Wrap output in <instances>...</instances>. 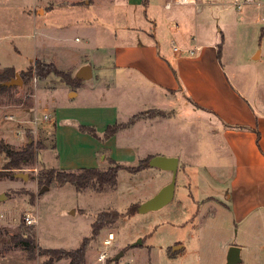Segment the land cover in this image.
I'll use <instances>...</instances> for the list:
<instances>
[{"label": "rangeland", "instance_id": "374dc122", "mask_svg": "<svg viewBox=\"0 0 264 264\" xmlns=\"http://www.w3.org/2000/svg\"><path fill=\"white\" fill-rule=\"evenodd\" d=\"M37 1L0 0V73L6 68H13L23 81L21 86L13 87L6 93L0 92V110L33 108L30 114L24 113L23 117L20 113L14 115V120L9 123L2 122L3 116L14 113H0V126L7 128L6 135L0 132V139L7 136L12 143H18L11 145L15 149H23L31 140L40 150L38 163L15 170L29 174L27 181L10 177L0 180V197L4 195L0 199V232L8 231L11 236H31L41 249L73 250L82 244L84 238L91 236L92 224L99 213L116 210L122 217L89 243L84 264H102L98 261L99 253L105 250L104 240L110 233L115 238L107 248L109 262L106 264H226L227 253L233 246L241 249L240 264H264V171L236 166L229 150L223 146L221 128L216 127L220 129V134L212 132V124L220 125L208 113H175L169 121L140 126L132 132L124 131L118 137L117 162L125 167L138 166L144 158L143 154L147 153L179 158L174 198L159 210L128 214L130 207L145 203L172 181V172L152 167L137 174L121 170L117 188L104 193L92 190L78 192L70 184L56 182L43 190L45 185L38 179L43 166L58 168L60 153L64 160L73 159L72 139L65 136L64 126L77 129L80 124L67 119L74 114V108L69 105L81 101V98L70 99L71 91L79 84L75 78L79 69L76 65L62 69L48 63L51 58L58 60L62 66L75 62L72 57L56 50V41L53 40L61 39L65 49L75 52L86 48L88 37L93 35L95 44L92 45L98 46L104 40L102 30H99L100 27L88 29V23L104 11L108 15L116 14L111 30L120 35L124 27L119 22L127 14L120 0H75L78 1L74 2L76 6L88 8L76 10L60 6L43 17L29 18V12L35 13L43 6L39 4L36 8ZM57 1L60 0H53L52 3ZM197 1L196 6H177L172 0L171 10H167L164 6L166 0H159L158 5L152 4L146 13L150 17L162 13L168 18L184 15L190 21L189 30L194 35L196 32L202 35L200 42H205L207 38L210 41L216 36L221 47L220 58H223L231 81L238 84L242 93L256 105L255 95L259 91L264 94V0H252L250 3L246 0ZM48 2L47 9H51L53 4L50 0ZM141 11L144 15L145 9L141 8ZM182 11L185 13L179 16ZM135 20L138 19L131 24L151 31L153 25L150 22ZM43 25L48 26V38H52L47 40L49 49L44 52L47 62L41 60L44 55L40 51ZM176 25L179 27L172 28L174 34L184 28L179 21ZM76 37L79 40L76 41ZM259 51L263 53L262 59L253 60ZM36 61L53 64L59 71L68 74L72 83L62 82L54 74L46 80H38L34 76L28 84L24 83L23 73ZM82 61L85 62L84 57ZM92 66L93 79L83 80L79 87L82 96L87 95L92 83L104 79L103 83L110 84L114 80L113 70ZM32 95L38 104L35 107ZM91 102L97 104L95 100ZM46 107L50 112L54 108L57 110L55 139L58 152L53 150L54 126L45 122L34 123L36 117L43 118ZM67 111L71 113H65ZM157 113L153 111L152 114ZM134 114L137 113H88V116L96 119L97 126L103 129L116 122H126ZM18 130L21 139L14 134ZM138 146L143 150L133 149ZM4 163L0 157V171ZM28 215L35 217L37 223L28 224ZM140 239L142 244L135 245ZM175 247L179 249L174 252ZM121 252L123 257L114 261ZM46 259L38 252L30 258L19 244L0 247V264H42ZM54 264H69V260Z\"/></svg>", "mask_w": 264, "mask_h": 264}, {"label": "crops", "instance_id": "0c3cea01", "mask_svg": "<svg viewBox=\"0 0 264 264\" xmlns=\"http://www.w3.org/2000/svg\"><path fill=\"white\" fill-rule=\"evenodd\" d=\"M48 1L38 0L35 7L37 8L39 4L43 6L37 8L35 13L29 12L28 17H43L49 11H53L60 6L71 7L76 10L88 8L76 6L74 2L78 1L75 0H66L65 2H61L60 0L56 4H53V0H50L53 7L47 9L49 7ZM158 1L120 0L127 14L119 22L124 27V29L120 27L122 29L120 35L118 32L111 30V23L115 21L116 14L108 15L104 11L86 26L88 29L100 27L99 30H102L101 35H103L104 40L98 46L92 45L95 44L93 42V35L88 37L86 44L88 46L86 48H79L75 52L65 49L61 39L53 40L56 41L55 49L72 57L75 62L73 65L62 66L58 60L56 62L51 58L48 63H54L62 69H70L76 65L79 70L83 66L89 65L92 68V78L84 81L93 79L92 65L99 69H111L114 74L113 82L105 84L103 83L104 79H102L96 83H92L87 95L84 96H82V92L79 90L83 81L76 79L79 84L71 91L70 99L75 100L81 98V101L78 104L72 102L69 105L70 108H74L72 109L74 114L70 118H67L69 121H78L80 123L78 126H92L99 133H103L109 125L103 129L99 128L97 126V120L91 119L88 113H117L118 115L119 113H137L132 115L128 121L116 122L115 124L128 123L134 116L147 113L148 111H162L166 114L165 117L141 119L135 122L129 129L119 131L115 136L105 142L98 140L90 134L80 132L78 126L77 129L74 126L70 127V125L64 126L65 136L72 139L70 145L74 149V155L73 159L64 160L61 157V153H57L58 160L56 167L63 170L104 168L106 167L105 163L107 158H111L117 162L116 151H119V149L116 141L124 131L132 132L140 126H152L156 122L169 121L175 113H208L220 125L216 126L212 124V132L217 135L222 131V137L225 142L223 146L229 150L230 156L236 166L248 170L255 169L257 171H264L263 92L259 91L255 95L257 104H252L251 100L242 93L238 84L231 81V78L226 72V67L222 62L223 58H220L218 55V47L220 46L218 38L214 36L210 41L207 38L206 40L203 39L205 42H200L202 35L198 32L194 35L189 30L191 29L190 21L185 19L183 17L184 15L182 17L180 16L181 13L185 12H180V17L178 18L175 15L168 18L162 13H159V15L152 14L151 17L148 16L146 12L152 4L156 3L158 5ZM173 1L177 6H183L178 4L176 0ZM168 4L172 5V0H166L164 3L165 9L171 10V7H167ZM197 4L198 1L195 0L194 3L184 4V6H196ZM141 8L145 9L144 15V11H141ZM40 11H43L41 15L38 14ZM134 19L150 22L153 25L150 29L151 31L142 28L141 25L136 24L135 26V24H131ZM138 20L135 21L138 22ZM177 21L184 28L182 32L174 34L172 28L179 27L176 25ZM194 24L196 25L197 23L194 22ZM43 26L41 28L40 51L44 55L41 60L46 61L44 52L49 49L47 40H52V38H48L50 36L48 26ZM159 29L160 31H158ZM169 30L171 32L167 37L166 34ZM75 40L77 41L79 38L76 37ZM174 46L180 47L182 52H174ZM191 50L195 51L193 56L189 54ZM262 54V51L257 52L253 56V60H261ZM83 57L85 58V62L82 61ZM107 58H110V61H106ZM89 61L92 62L90 63ZM230 67L235 69L233 66ZM34 95H32L33 107L38 105L37 101L34 100ZM110 99H113V101ZM91 100H95L97 104L92 103ZM93 108L95 109L93 110ZM32 109V107L26 109H7L0 110V113L11 112L14 113L13 115L20 113L23 117L24 113L25 115L30 114ZM49 112L48 107L44 108V116L48 115L49 119L44 121L43 118H40L38 122H45L48 126H54V133L52 132V134H54L55 148L53 150L58 152L57 141L55 139L58 122L56 117L57 110L54 108ZM65 113L71 112L67 111ZM6 115L9 114L3 116L2 122L9 123L4 120ZM96 117L99 120L97 115ZM18 124L26 125V123ZM4 126H0V132H4L2 135H6L7 133V128H4ZM216 127L221 128V131ZM6 137L2 136L0 140L12 146L18 144L12 143ZM18 139L21 138L18 137ZM133 149L143 150L141 146ZM136 153L138 155V151ZM143 155V159L150 156L156 157L155 154L151 153ZM167 157L176 158V156ZM177 159L179 160V158ZM250 178L252 179V177Z\"/></svg>", "mask_w": 264, "mask_h": 264}, {"label": "trees", "instance_id": "16d2710c", "mask_svg": "<svg viewBox=\"0 0 264 264\" xmlns=\"http://www.w3.org/2000/svg\"><path fill=\"white\" fill-rule=\"evenodd\" d=\"M218 55L221 57V47H218ZM51 74L60 77L62 82L71 84V77L59 71L53 64L46 65L40 61H36L34 66L23 73L24 83L28 84L34 76L38 80H46ZM16 73L13 68H6L0 73V92L6 93L9 89L6 86H1L2 83L10 81L15 77ZM13 88V87H12ZM157 114H152L153 111L141 113L134 116L128 123L109 125L103 133H99L92 126L79 125L78 130L82 133H87L105 142L115 136L119 131L129 129L135 122L141 119H152L157 117H165L166 114L162 111H157ZM40 150L35 148L33 143L27 144L23 149H15L10 144L0 140V157L5 161L1 171L0 180L3 178H13L15 170L29 168L39 162L38 155ZM153 157H147L140 161L136 167H125L111 158H107V166L104 168H81L78 170H63L60 168H47L43 166L42 172L39 174V182L49 188V185L58 183L60 185L70 184L75 187L78 192L92 190L96 193H104L107 190H115L117 188L118 175L121 170H128L131 174H137L141 171L150 168L149 161ZM139 205L130 207L128 214H133L137 211ZM122 215L116 210L104 211L98 214L92 224V233L90 237L84 238L82 244L73 250L66 249H41L38 248L35 238L31 236L21 237L20 235L11 236L8 231L0 232V247L2 245H22L30 258L36 256V252L40 256L47 259L42 264H54L62 260H69V264H84L88 245L95 240L100 232L108 226L116 224ZM109 262V260H108Z\"/></svg>", "mask_w": 264, "mask_h": 264}, {"label": "water", "instance_id": "95a60500", "mask_svg": "<svg viewBox=\"0 0 264 264\" xmlns=\"http://www.w3.org/2000/svg\"><path fill=\"white\" fill-rule=\"evenodd\" d=\"M92 78V68L89 65L83 66L77 73H76V79L79 81L83 80H89ZM23 85V81L20 78V75L17 73L16 77L11 79L10 81H7L5 83H2L1 86H6L8 88L21 86ZM32 141H29V144H31ZM149 166L152 168L161 169L164 171H169L173 173L172 181L163 187L158 194H156L153 198L149 199L145 203L138 206L137 211L140 213H147L150 211H156L164 206L168 205L174 198L175 195V187H176V175L179 169V160L175 157H164V156H156L153 157L149 161ZM13 177L15 179H22L24 181H27L29 179V174L24 172H16L13 174ZM47 187H44V191L47 190ZM42 190V191H43ZM4 198V195L0 197V199ZM142 244L141 239L138 240L135 245ZM179 247H175L173 251L175 252L178 250ZM124 253L121 252L117 254L114 258V261H119L123 257ZM242 262L241 259V249L237 246H233L229 249L226 257V264H240Z\"/></svg>", "mask_w": 264, "mask_h": 264}, {"label": "built area", "instance_id": "2783aa9c", "mask_svg": "<svg viewBox=\"0 0 264 264\" xmlns=\"http://www.w3.org/2000/svg\"><path fill=\"white\" fill-rule=\"evenodd\" d=\"M251 1L252 0H246L247 3H250ZM176 2L178 4L184 5V4L194 3L195 0H176ZM167 7L170 8L171 7V4H168ZM173 50L176 53H181L182 52V49L180 47H177V46H174L173 47ZM189 54L193 56L195 54V51L194 50H191L189 52ZM48 119H49V116L48 115H45L43 117V120L44 121H46ZM4 120L11 122V121L14 120V115H6L4 117ZM38 120L39 119L36 117L34 119V123L38 124ZM15 134H16V136H20V131L19 130L18 131H15ZM26 221L30 225H34V224L37 223V219L35 217L31 216V215H28V217L26 218ZM114 238L115 237H114L113 233H110L108 235V237L104 240L105 250L101 251L99 253V257H98V261L101 262L102 264H106L108 262V260H109V254H108L107 248L112 244V241L114 240Z\"/></svg>", "mask_w": 264, "mask_h": 264}]
</instances>
